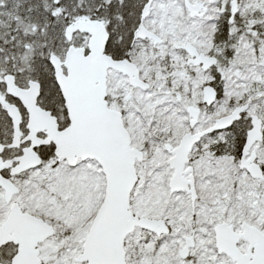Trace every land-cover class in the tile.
<instances>
[{
	"label": "snow or ice",
	"instance_id": "6c2138e0",
	"mask_svg": "<svg viewBox=\"0 0 264 264\" xmlns=\"http://www.w3.org/2000/svg\"><path fill=\"white\" fill-rule=\"evenodd\" d=\"M0 264H264V0H0Z\"/></svg>",
	"mask_w": 264,
	"mask_h": 264
}]
</instances>
